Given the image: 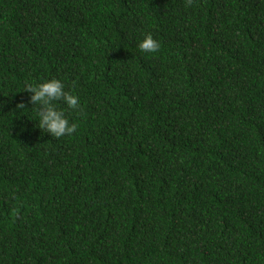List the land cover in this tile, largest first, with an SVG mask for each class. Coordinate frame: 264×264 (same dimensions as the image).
<instances>
[{"label":"trees","instance_id":"obj_1","mask_svg":"<svg viewBox=\"0 0 264 264\" xmlns=\"http://www.w3.org/2000/svg\"><path fill=\"white\" fill-rule=\"evenodd\" d=\"M0 264H264V0H0Z\"/></svg>","mask_w":264,"mask_h":264},{"label":"clouds","instance_id":"obj_2","mask_svg":"<svg viewBox=\"0 0 264 264\" xmlns=\"http://www.w3.org/2000/svg\"><path fill=\"white\" fill-rule=\"evenodd\" d=\"M137 48L143 53H155L160 48V42L151 33H146L138 40ZM22 89L30 93V110L36 116V126L43 132L60 138L70 136L77 130V123L70 120L66 113L68 110L80 111V98L66 88L63 79L53 76L37 82H25ZM16 107L27 109L23 102H19Z\"/></svg>","mask_w":264,"mask_h":264}]
</instances>
